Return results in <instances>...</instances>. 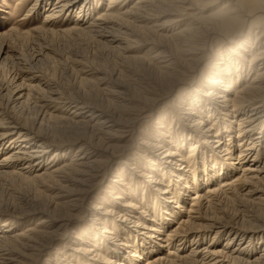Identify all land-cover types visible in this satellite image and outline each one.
Segmentation results:
<instances>
[{
	"label": "bare ground",
	"instance_id": "1",
	"mask_svg": "<svg viewBox=\"0 0 264 264\" xmlns=\"http://www.w3.org/2000/svg\"><path fill=\"white\" fill-rule=\"evenodd\" d=\"M6 1L0 0V25ZM107 1L18 0L15 11L28 10L17 23L41 8L47 9L43 20L28 31L19 25L0 31L1 42L92 35L125 62L142 65L146 57L133 59L129 52L132 44L147 46L145 56L159 76L141 105L132 106L119 83L105 88L121 112L116 116L93 103L63 101L56 90L46 92L36 83L35 70L18 63L24 78L0 106V173L55 194L44 200L47 208L11 214L18 220L8 214L0 222V264H28L62 242L69 218L92 198L100 172L114 158L123 159V166L103 196H93L89 226L75 232L74 247L58 248L53 264H264V219L255 214L248 220L247 209L237 208L233 215L242 212L243 220L234 221L227 209L231 204L264 206V0ZM215 4L219 9L207 13ZM213 38L223 42L210 59L205 52ZM0 54L4 61L9 58L8 50ZM163 90L168 96L176 93L177 113L151 110L147 115L148 102L163 100ZM30 99L40 108L37 128L23 124L14 111ZM52 103L58 105L45 110ZM147 117L155 131L138 137L137 123ZM48 122L71 125L78 134L117 137L104 146L109 161L86 144L71 151L72 141L47 133ZM61 208L68 219L57 214ZM34 213L44 214L33 224L17 222Z\"/></svg>",
	"mask_w": 264,
	"mask_h": 264
},
{
	"label": "rangeland",
	"instance_id": "2",
	"mask_svg": "<svg viewBox=\"0 0 264 264\" xmlns=\"http://www.w3.org/2000/svg\"><path fill=\"white\" fill-rule=\"evenodd\" d=\"M17 1L18 0H7L6 5L4 4L3 8H4L5 18L3 19L4 23L0 25L1 32L7 31L8 29L16 25L17 26L19 25L22 31H26V30L28 31L29 29L34 28V25L39 24V22L43 20L44 15L47 12V9L45 10L41 8L39 11L40 14L39 13L32 14L24 21V24L22 23L23 24L22 25L21 23H17V21L19 22L20 19L27 13L26 10H28V8L22 7L19 11H15V4L17 3ZM107 2H108L107 0H104V3ZM221 3H219V5ZM219 5L215 4L208 7L206 12L211 13L216 11L217 9H219L220 7ZM194 11L195 13H197L200 10L195 9ZM262 14H264V12ZM167 19L168 17L161 18L162 21ZM20 24L22 25V27ZM171 28L173 27H168V29L166 30L172 32V30H170ZM255 30L256 28H253L252 30H250V32L253 35H255L254 34ZM246 32H249V29H246ZM33 36L24 37V38L22 37V39L21 38L6 39L2 42L0 41L1 44L0 48L2 50L4 49L8 50V54H9V58L6 61L0 59L1 60L0 61V106L1 105L4 106V104L8 103L9 100H11V96L9 94H11L10 92L11 89H13L12 87H15L16 84L22 82L24 76L22 73L20 74L19 68L24 66H26L27 70L30 69L29 72H31V70L32 72H34L35 70L36 74L39 76L36 79V83L39 81L40 83L38 82L37 84H40L42 89L46 90V92L50 90H56L61 94V97L62 96L64 97L62 98L63 101H66L67 99V101L71 100V101H79L80 103H89V104L93 103L94 105H97L99 108H101L102 110L108 113L115 112L114 114L116 116L121 115V112L118 110L116 111V108H114L115 105L112 104L108 99L109 98V96L107 95L108 91L105 90V88L106 89L110 88L109 85L112 86V84L114 83L121 84L124 87L123 90L127 92L126 94L130 99V104L132 106L133 105L135 106L136 104L141 105L144 102V98L152 95L149 94V91L150 90L153 91L159 81L158 79L159 76L156 73V66H154V64L150 65L148 63L149 61L147 59V56H145L147 55L148 52L147 50L149 48L147 46H137L136 44H132V51L129 52V55L133 56L132 57L133 59L134 58L136 59V57H140V56L146 57V63L142 65L139 62H137V60H131L125 62L123 59V55L121 53H119L118 51H114L110 47L108 48V46L103 45L101 42H98L97 38H95L92 35L81 34V33H68V34H58L55 36H51V35L49 36L43 35L41 37L38 35L34 37ZM157 40H155V42L157 44L160 43ZM222 42L223 41L221 39H215V38H213L210 41L208 40L205 55L208 58L212 59L216 49L220 46V44H222ZM1 49H0V53L2 52ZM15 57L19 59H16ZM24 62L26 65L24 64ZM18 63L20 65L21 64L23 65L19 67L20 65ZM127 63L128 66L126 65ZM85 70L88 71L85 73L83 72ZM99 78H104V80L106 81L103 80V82H101L99 81ZM163 92H164L163 100L161 99L156 103L148 102L146 107L147 115L150 114L149 111L152 112L153 110L154 111L157 110L158 112H164L173 109L174 114L177 113V107H175L174 104L176 105L178 104L175 101H173L175 99L176 93H174V95L172 96H168V90L166 91L163 90ZM30 100L31 101L28 102L25 101V103H23L21 106L19 105L18 108H16L15 106L14 111L15 110L17 111V112L15 111V113L18 115L19 120L23 124L27 125L28 127L37 128L39 126L36 122L38 118L37 114L40 108L37 107L36 110V105H38L36 100L35 99H30ZM33 103L36 105H34ZM57 105L58 104L56 103L55 105L54 103H52L48 105L49 107L47 106L45 110L47 109V111L51 112ZM137 124H138L137 134H139L138 132L142 134L141 136L139 135L138 137H142V136L149 137L150 133L154 132L156 128V124L153 123V121L151 122V119L148 117L141 119ZM178 128L179 127L177 126L176 129ZM44 129L47 130V133H49V135H56V137L64 138L65 140L69 139L70 141H72L68 145V148H70L71 151L76 150L81 144L89 145L95 151L98 150L97 155L103 161L104 159L108 160L107 153L104 150V146L107 144H115L117 142L116 141L117 137L115 139L113 138L108 139L109 140L108 141L106 137L103 136L101 137L99 134H96L97 136L92 135L90 131H87L86 133L85 131L84 132L81 131L78 134L75 133V128L73 126L71 125L66 126L55 122H48L47 125L46 124L44 125ZM126 140H128V138H126L125 141ZM135 142L136 141L134 140L133 143L134 148L136 146ZM138 152L140 153V151ZM0 159H1V153H0ZM122 160L123 159L120 158L118 159L114 158V160L112 161L108 160L109 161L107 163L108 166L106 168L102 167L103 169L96 180L98 183L97 185L98 187L94 190L93 194L91 195L92 198H90L86 202L84 208H81L78 211H76L74 215L72 213L73 215L71 216L72 218L70 217L69 218L70 220H68V223H66L68 224V227H65V230L67 231H66V236H64L62 242L60 241L58 244L53 245L48 251L49 253L46 252L43 253V251L40 252L41 256L39 255V257H34L33 260H30L28 262V264H47L46 263L47 258H50V260L52 261H48V262L53 264V260L55 257L54 253L57 252L58 248L60 251L63 252L66 250V247H63L64 244L72 245L73 241H75L73 236L76 233L77 234L81 233L82 232L81 230H85L89 226V220L91 219L92 216L89 214L87 207L91 205L92 201H95L93 199V196L94 197L103 196L106 186L109 185V180L115 177L117 174L115 170L118 168V166L119 167L123 166L121 164ZM54 194L55 193L53 191H51L45 186H39L37 184L30 183L27 180H24L20 177L11 174L6 175L0 173L1 224L5 223L8 216L10 219L12 218L13 220H18V218H15L16 215H11L13 213H21L24 212V210L33 212L47 208V205H45L44 200L46 199V197L53 198ZM231 205L227 206V209H229L230 207L228 211L232 209L229 212V214L231 215L233 214L235 215L237 213V208H240V210L247 209L244 210L243 214L246 215L245 218L248 220H250L251 217L253 218L255 214L257 216L259 215L258 217L264 219L263 218L264 206L261 208L256 205L254 206L253 204L249 205V203L246 204L247 206L244 205L245 207L241 205H238L239 207L238 206L234 207L235 206L234 204ZM53 206L52 207L50 206V208H53ZM249 208H251L252 210ZM233 210L235 211V213H233L234 212ZM250 213H252V215ZM34 214L35 215H30L29 217L23 218L22 221H17V222L23 223L25 221L26 222L28 221L27 223L28 225L33 224L32 222L43 216L44 213H34ZM57 214H59L62 219L65 218L68 219L67 215L69 214V212H66L65 209L61 208L57 211ZM240 214L242 216V212H240ZM240 214L237 215L240 216ZM234 215H233V217H235L234 221H237L238 219H239L238 221L243 220V216L237 218ZM65 222L66 221H63V223ZM21 228H25V227H21ZM72 246L74 247L75 244L73 243ZM16 250L18 252H21L20 249H16Z\"/></svg>",
	"mask_w": 264,
	"mask_h": 264
}]
</instances>
